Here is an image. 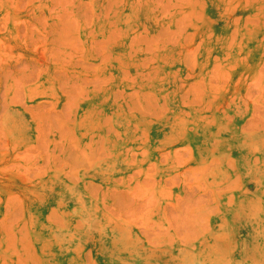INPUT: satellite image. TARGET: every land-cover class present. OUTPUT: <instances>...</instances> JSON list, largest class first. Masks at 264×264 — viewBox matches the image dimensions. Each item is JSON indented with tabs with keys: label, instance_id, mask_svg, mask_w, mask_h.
<instances>
[{
	"label": "rangeland",
	"instance_id": "rangeland-1",
	"mask_svg": "<svg viewBox=\"0 0 264 264\" xmlns=\"http://www.w3.org/2000/svg\"><path fill=\"white\" fill-rule=\"evenodd\" d=\"M0 264H264V0H0Z\"/></svg>",
	"mask_w": 264,
	"mask_h": 264
}]
</instances>
